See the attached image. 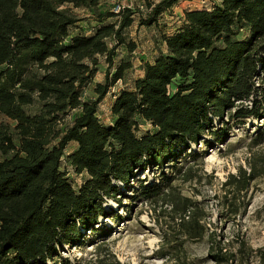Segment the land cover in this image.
Returning <instances> with one entry per match:
<instances>
[{"label":"trees","instance_id":"obj_1","mask_svg":"<svg viewBox=\"0 0 264 264\" xmlns=\"http://www.w3.org/2000/svg\"><path fill=\"white\" fill-rule=\"evenodd\" d=\"M101 1L0 0V114L9 119L0 122V264H59L64 247L108 234L99 220L121 219L105 207L121 194L119 183L139 181L147 200L169 196L188 234L202 236L194 201L172 192L169 176L144 183L146 173L191 172L176 163L199 156L192 145L222 144L247 119L264 116V0L186 9L170 32L159 29L160 16L179 0H146L119 13L103 11ZM73 7L97 22L91 33ZM134 22L160 31L163 47L142 61L132 88L113 95L110 119L102 121L101 102L133 66L115 57L120 47L136 50L128 32ZM102 58L104 79L95 82ZM263 138L264 131L255 142ZM262 158L251 175H231L226 185L245 190L264 173ZM63 160L87 175L77 189ZM257 256L264 264V247Z\"/></svg>","mask_w":264,"mask_h":264},{"label":"rangeland","instance_id":"obj_2","mask_svg":"<svg viewBox=\"0 0 264 264\" xmlns=\"http://www.w3.org/2000/svg\"><path fill=\"white\" fill-rule=\"evenodd\" d=\"M145 1L102 0L100 9L108 11L116 3L144 8ZM217 2L219 0H179L172 12L160 16L159 29L170 32L181 23L180 16L186 9L208 8ZM73 12L81 20L89 19L90 22L92 19L91 15L85 17L87 10L84 8L73 7ZM128 32L138 46L132 53L125 47L118 48L115 61L129 59L133 66L101 102L99 115L102 121L110 119L113 95L122 88H132L135 78L142 73V61L152 60L159 47H163L161 32L154 26L139 27L134 22ZM240 36L243 37L244 33ZM101 61L95 82L104 79L106 63L104 58ZM76 114L74 110L66 120L71 122ZM1 121L9 119L0 114ZM263 128L264 116L249 118L244 126L234 128L222 144L211 147L203 143L192 145L191 149L200 153L195 160L187 154L177 163L172 162L177 167H183V172L191 166V172L186 170L179 175L168 166L162 169L165 175L159 169L146 173L144 183L160 184L163 183V176H169L173 187L171 191L194 201L202 213L197 227L204 231L202 236L188 234L182 224V215L168 201L169 196L147 200L137 191L139 181L132 182L130 187L119 183L121 194L117 195V199L107 198L105 207L112 214L118 212L121 219L117 222L114 217H101L100 223L110 228L108 234L96 240H92L89 234L86 237L89 240L84 245L64 247L60 251L63 261L65 259L69 264H258L257 249L264 247V173L249 180L245 190L236 191L234 186L226 183L231 175L236 178L243 176L241 174L251 175L252 166L263 162L264 138L260 143L255 142ZM74 147L75 144L70 143L67 151ZM61 168L76 189L87 177L84 172L77 173L65 160ZM168 241L170 244L167 245ZM100 242L104 243L101 248L97 247ZM161 250L167 254L163 255ZM215 253L220 254V260L214 258ZM63 261L59 259L58 263ZM49 264H53L52 261Z\"/></svg>","mask_w":264,"mask_h":264},{"label":"crops","instance_id":"obj_3","mask_svg":"<svg viewBox=\"0 0 264 264\" xmlns=\"http://www.w3.org/2000/svg\"><path fill=\"white\" fill-rule=\"evenodd\" d=\"M191 9V8H190ZM87 10V9H86ZM90 16V12L87 10V15H85V17H88ZM84 17V18H85ZM92 18V17H91ZM93 19V18H92ZM89 22L88 20L89 19H84V20H80L79 23L81 24V26L83 27V30L87 33H91L92 32V29L93 27L96 25V21L95 20H92Z\"/></svg>","mask_w":264,"mask_h":264},{"label":"built area","instance_id":"obj_4","mask_svg":"<svg viewBox=\"0 0 264 264\" xmlns=\"http://www.w3.org/2000/svg\"><path fill=\"white\" fill-rule=\"evenodd\" d=\"M124 6H132V5L124 4V3H116L110 9L115 13H119Z\"/></svg>","mask_w":264,"mask_h":264}]
</instances>
